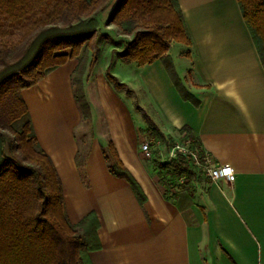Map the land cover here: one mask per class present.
Here are the masks:
<instances>
[{
  "label": "crops",
  "instance_id": "crops-1",
  "mask_svg": "<svg viewBox=\"0 0 264 264\" xmlns=\"http://www.w3.org/2000/svg\"><path fill=\"white\" fill-rule=\"evenodd\" d=\"M177 1L190 43L172 42L168 54L198 105L180 96L160 60L138 65L115 54L99 55L84 75L87 125L71 89L75 58L21 96L59 178L67 220L77 224L90 212L97 218L92 264H264V65L237 0ZM109 64L130 94L107 79ZM143 112L166 139L189 127L217 163L234 167V180L196 173L190 190L167 192L140 150L152 141ZM109 143L138 183L142 202L127 180L108 170ZM81 151L85 180L77 166Z\"/></svg>",
  "mask_w": 264,
  "mask_h": 264
},
{
  "label": "trees",
  "instance_id": "trees-1",
  "mask_svg": "<svg viewBox=\"0 0 264 264\" xmlns=\"http://www.w3.org/2000/svg\"><path fill=\"white\" fill-rule=\"evenodd\" d=\"M237 2L264 65V0ZM103 12L108 23L130 25L124 32L131 37L112 49L113 54L138 65L160 60L180 96L195 106L199 103L182 84L168 54L172 41L190 43L177 0H0V264H92L89 251L99 248L93 212L77 224L67 220L59 178L37 142L21 91L75 58L72 94L82 121L89 124L83 78L97 61L98 40L108 37L99 30L98 15ZM16 32L18 37L9 40ZM105 74L114 88L132 92L111 73L110 64ZM143 116L149 139L169 141L144 112ZM179 134L202 158L205 150L191 129L183 126ZM85 156L83 151L77 155L82 180ZM105 156L108 170L127 180L142 202L138 183L111 143ZM149 159L167 192L191 189L190 180L198 172L188 156L176 153L163 161L155 149ZM180 176L184 181L176 182Z\"/></svg>",
  "mask_w": 264,
  "mask_h": 264
},
{
  "label": "rangeland",
  "instance_id": "rangeland-1",
  "mask_svg": "<svg viewBox=\"0 0 264 264\" xmlns=\"http://www.w3.org/2000/svg\"><path fill=\"white\" fill-rule=\"evenodd\" d=\"M106 18H107V12H103L100 15H98V19H99V30L100 32H102L103 34L108 35L107 38H100L98 40L97 46H98V53H97V58L99 55L103 56V58L105 60H108L109 56H112V50L111 49H119L121 47V43L123 40L125 39H129L131 37L130 34L124 32V30L129 29L130 25H128L127 23L122 24V26H116L114 24L108 23L106 22ZM18 33L16 32L15 35H13L12 37L9 38V40H15L18 37ZM113 41H115L116 43H113ZM175 42V41H172ZM84 47H81V51L83 52ZM63 50V49H62ZM69 48H65L64 51H68ZM90 50H87V58H90ZM131 97V95H129ZM129 97V98H130ZM137 98H132V100H134L133 103V112H135V114L142 117V115L140 114V112L142 113V110L140 109V107L137 105ZM148 107V105H146ZM144 106V108L146 110L147 107ZM84 130V127H83ZM183 139L181 137L180 134L175 135V138H169V141L167 142H161L158 145H153L151 146V150H157L160 158L163 161H167L169 160V151L171 149V147L178 142H181ZM177 182H179V180H177ZM79 231V230H78Z\"/></svg>",
  "mask_w": 264,
  "mask_h": 264
},
{
  "label": "built area",
  "instance_id": "built-area-1",
  "mask_svg": "<svg viewBox=\"0 0 264 264\" xmlns=\"http://www.w3.org/2000/svg\"><path fill=\"white\" fill-rule=\"evenodd\" d=\"M152 142H154L155 145L160 143L159 140H144L140 145V150L147 159L151 157ZM176 153L188 156L193 169L196 172L208 177L210 181L225 180L232 182L235 178V169L233 166L229 164L217 163L206 151H204L203 157L199 158L197 152L189 147V141L187 139L175 143L169 151L168 158H173ZM184 178L185 176H180L178 178L179 182H183Z\"/></svg>",
  "mask_w": 264,
  "mask_h": 264
}]
</instances>
